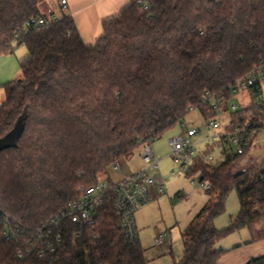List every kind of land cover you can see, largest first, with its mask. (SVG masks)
I'll return each instance as SVG.
<instances>
[{
	"label": "trees",
	"instance_id": "trees-1",
	"mask_svg": "<svg viewBox=\"0 0 264 264\" xmlns=\"http://www.w3.org/2000/svg\"><path fill=\"white\" fill-rule=\"evenodd\" d=\"M45 1L0 0V55L14 44L29 51L21 79L0 86V139L24 118L16 147L0 153V264H146L141 244L125 240L111 203L79 237L68 224L53 261L19 257L22 246L3 237L1 215L43 225L80 197V187L101 182L109 167L195 110L208 122L220 109L230 111L221 143L239 129L263 130L262 92L241 110L229 103L238 81L264 64V0H134L103 22L94 45L84 43L71 16L43 14ZM39 19L46 24H35ZM248 152L224 151L217 164L208 151L193 157L190 173L210 185L209 201L182 232L177 264H218L224 250L217 242L244 226L252 240L264 238L254 212L264 205V163L236 170ZM232 190L241 210L220 230L214 219ZM253 262L264 264V257Z\"/></svg>",
	"mask_w": 264,
	"mask_h": 264
},
{
	"label": "rangeland",
	"instance_id": "rangeland-1",
	"mask_svg": "<svg viewBox=\"0 0 264 264\" xmlns=\"http://www.w3.org/2000/svg\"><path fill=\"white\" fill-rule=\"evenodd\" d=\"M26 46L16 47V55H21L27 52ZM21 68V66L19 65ZM22 77V76H21ZM15 77L13 82L21 79ZM7 83V82H6ZM5 84L0 83V86ZM261 97L264 98V82L263 92ZM251 92L239 90L234 92L229 105L236 104L238 110L249 107L253 100ZM5 100L3 90H0V105ZM231 110V109H230ZM218 121L221 126L218 128L209 127L208 120L202 115L199 110L192 111L185 120L178 124L173 129L169 130L162 138L155 141V147L160 157L166 156V159L159 164V169H149V174L157 176L159 173L164 180V193L157 199L150 202L142 210L139 209L135 215L136 225L139 231V241L144 250V259L146 264H177L184 256V242L182 232L195 219L197 214L207 205L209 195L206 191L207 182H202L199 174L190 173L189 167L184 168L182 163H177L169 140L172 137L187 134L188 130L196 129L199 131L197 136L192 138L194 149L197 152L208 151L210 162L217 164L224 160V151H236L235 145L231 143H221L219 136L216 133H221L230 123V111L226 112L223 109L218 111V115L213 119ZM185 125L184 127L182 125ZM225 133V132H224ZM143 146H140L133 156L123 158L119 161L122 165L119 169L113 166L101 175L102 181L119 182L124 179L126 173L134 172L137 169L147 167L141 160ZM207 158V157H206ZM209 158V157H208ZM258 159V165L264 163V130L258 132L257 137L253 138L252 146L245 156L241 164L237 167V172L248 166L250 159ZM158 161H160L158 159ZM195 181V182H194ZM241 210L239 195L236 190L229 192L225 200V211L214 219V225L218 229H224L236 220ZM261 225L256 226V231H260ZM164 232H170L172 235V247L170 243H166L162 248L154 249L151 247L154 238ZM264 239V238H263ZM252 241V233L248 226H244L232 232L225 238L219 240L216 244V249L224 250L221 256L223 261L231 257L230 253L235 249H239L246 245V242ZM238 244H240L239 247ZM245 244V245H243Z\"/></svg>",
	"mask_w": 264,
	"mask_h": 264
},
{
	"label": "built area",
	"instance_id": "built-area-1",
	"mask_svg": "<svg viewBox=\"0 0 264 264\" xmlns=\"http://www.w3.org/2000/svg\"><path fill=\"white\" fill-rule=\"evenodd\" d=\"M61 4L66 8L67 0H61ZM145 10H147V6H145ZM31 24H33V21ZM35 24L42 26L46 24V21L39 19ZM263 82L264 64L240 79L234 92L239 90L251 92L252 96L255 97L257 93L263 92ZM230 109L233 112L238 111V106L233 104ZM208 126L218 128L221 124L216 120H211ZM258 132L247 133L245 129H239L237 132L232 133L231 142L235 145L237 154L244 155L247 149L250 150L252 140ZM198 133V130L191 129L187 131V134H181L169 140L177 163H182L184 168L191 165L193 157L198 153L194 149L192 141V138L197 136ZM142 159L147 168L128 175L119 182L101 181L98 184L80 187V197L78 199L71 200L61 212L39 227L23 226L11 216L1 215V223L4 226L3 237L7 241L21 244L22 247L18 250V255L21 258L53 261L57 258L59 249L64 243V235L68 231V224L76 225L79 228L76 236H81L84 228L96 224L99 218V209L108 202L111 203L114 214L120 222L125 240L131 244L140 243L135 215L139 209L154 201L156 196L163 194L165 188L160 173L157 176H152L148 172V168L159 169L160 164L151 142L143 145ZM256 165H258V160L252 158L249 160L248 166L239 172L249 170ZM114 167L119 169L120 163L116 162ZM208 188H210V185H206V190ZM254 212L261 215V229L258 232L264 234V205L259 204ZM171 238L170 232L158 234L153 240L152 248L163 247ZM251 264L258 263L253 262Z\"/></svg>",
	"mask_w": 264,
	"mask_h": 264
},
{
	"label": "crops",
	"instance_id": "crops-1",
	"mask_svg": "<svg viewBox=\"0 0 264 264\" xmlns=\"http://www.w3.org/2000/svg\"><path fill=\"white\" fill-rule=\"evenodd\" d=\"M134 0H67V7L64 8L61 4V0H46L41 6V11L48 17L62 19L64 16H71L79 33L87 45H94L99 37L103 34V22L111 17L118 16L122 10ZM25 45H15L12 53L0 55V83H8L15 77L20 78L22 76L21 62H23L29 55V51L16 55V47L19 48ZM27 48V47H25ZM2 90V89H0ZM226 133L224 130L220 135ZM257 137V136H256ZM156 158L161 161L166 159V156L160 157L155 147V141L152 143ZM142 160V156L140 154ZM163 159V160H162ZM257 159V158H256ZM258 160V159H257ZM144 162V161H143ZM122 165L120 164V167ZM147 167L137 169L134 172L125 173L123 178L141 171ZM150 168H148L149 171ZM160 195L156 196L158 199ZM145 207L142 208V210ZM253 239V236H252ZM172 238L166 243H170L172 247ZM165 243V244H166ZM245 245V244H243ZM240 244H238L239 247ZM152 247V245H151ZM162 249L164 247H161ZM159 249V248H157ZM223 250V249H221ZM231 257L228 259H219L218 264H248V262L254 258L264 257V239H256L246 242L245 246L235 249L230 253Z\"/></svg>",
	"mask_w": 264,
	"mask_h": 264
},
{
	"label": "water",
	"instance_id": "water-1",
	"mask_svg": "<svg viewBox=\"0 0 264 264\" xmlns=\"http://www.w3.org/2000/svg\"><path fill=\"white\" fill-rule=\"evenodd\" d=\"M23 121L24 118L21 117L12 131L0 139V153L5 149L10 147H16L17 139L20 137L23 132Z\"/></svg>",
	"mask_w": 264,
	"mask_h": 264
}]
</instances>
